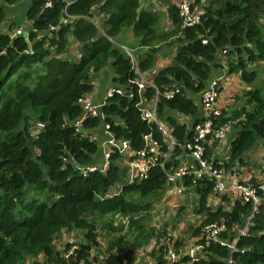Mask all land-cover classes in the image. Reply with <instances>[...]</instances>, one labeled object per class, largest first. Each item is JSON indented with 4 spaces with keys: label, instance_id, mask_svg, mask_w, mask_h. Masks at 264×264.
I'll return each instance as SVG.
<instances>
[{
    "label": "trees",
    "instance_id": "16d2710c",
    "mask_svg": "<svg viewBox=\"0 0 264 264\" xmlns=\"http://www.w3.org/2000/svg\"><path fill=\"white\" fill-rule=\"evenodd\" d=\"M19 1L0 6V24ZM179 1L55 0L47 6V0H29L24 21L30 23L25 26L30 43L13 34L20 22L0 32V264H137L138 259L144 264H264V203L232 251L223 243L237 235L253 207L242 197L214 190L213 178L182 179L195 193L194 214L202 217L195 229L188 223L185 240L167 232V226L176 228L175 221L154 226L147 220L155 199L169 187L161 165L132 180L130 166L115 151L104 171L86 170L97 163L100 149L85 132L96 129L101 118L86 117L81 133L74 123L84 113L81 99L94 89L93 74L110 61L113 80L125 91L108 97L101 111L111 133L128 140L132 150L142 149L144 136L152 133L161 151L168 152L158 125L143 119L138 105L140 95L150 101L158 90L157 115L177 141L166 168L179 166L180 146L202 121L196 97L213 71L223 67L239 75L246 88L214 121L215 127L235 121L228 157L215 154L220 141L209 135L204 158L232 173L236 161L243 164L255 148L264 149V0H194L191 8L200 13L194 25H185ZM158 3L166 9L160 11ZM125 28L145 48L135 53L141 73L154 66L162 47L176 46L171 64L153 75L157 89L138 92L139 75L113 40ZM71 39L78 58L70 52ZM171 90L178 91L167 98ZM181 116L194 121L190 125ZM258 180L253 177L250 184ZM120 183V191L112 192ZM212 198L221 202L214 205ZM211 224L225 227L216 240L205 231ZM64 232H80L83 240L59 248ZM193 239L199 246L194 258L188 253ZM172 252L176 259L171 261Z\"/></svg>",
    "mask_w": 264,
    "mask_h": 264
},
{
    "label": "built area",
    "instance_id": "2783aa9c",
    "mask_svg": "<svg viewBox=\"0 0 264 264\" xmlns=\"http://www.w3.org/2000/svg\"><path fill=\"white\" fill-rule=\"evenodd\" d=\"M54 1L55 0H47L46 5L52 6ZM192 3L193 0H180L178 2L181 14L184 17L185 25H194L200 21V13H195L192 10ZM16 33L22 34L23 31L22 29H18ZM121 46L127 52L135 68V71L139 75L134 82V84L138 86V92L142 93L148 87L157 89L153 77H149L147 73L140 72L135 51L129 49L126 46ZM221 81L222 77L219 79H214L201 93L200 116H202V121L194 124L193 138L185 141L180 146L183 149V153L177 158L182 159L184 157L187 159V157H191L190 161H181V164L174 167L173 169L166 168V163L170 160V155L174 151L177 141L173 135V129L165 122L161 121L157 115L159 96V91L157 90V96L152 98L150 101L140 95L138 105L140 107L142 106V118L149 122H155L158 125L159 130L162 132L164 142L168 145V152L163 153L161 151L162 144L154 138L152 133L146 134L144 136L145 145L142 149L137 151L132 150L130 142L125 139L116 138L115 135L111 133L109 124L105 123V128L109 134V138L99 145V153L102 155L104 161L102 165L92 164L86 170L95 171L97 169H101L104 171L109 165L112 153L118 151L121 155H123L127 164L130 166L132 180L135 178H146L153 167L161 165L167 175L168 184L172 183V186L168 188V192L176 196H181L184 189H187L181 184L182 179L187 175H190L195 179H200L203 176H209L213 178L215 180L214 190L224 194H237L245 201L250 202L253 207L250 216L237 228L239 233L235 236L234 242L230 243V240H225L223 243L227 245L232 251H234L236 250L235 243L240 239L241 236L247 235L251 219H253L254 215L258 212L259 205L264 203L263 196L259 194L260 190L264 192V156L262 158L263 162L260 171H258L255 176L249 175L246 177V180L242 179L240 176L238 177L235 173L228 172L223 166L215 167L211 162L204 158L206 146L205 143L208 141V136H212L213 140L217 139L222 141L231 131L232 124L235 123V121H229L223 125L215 127L214 121L221 116L223 110V105H219L221 97L220 93L222 89ZM124 91L125 90L121 87H114L108 93V97L112 96L114 93H123ZM176 91H167L165 96L167 98H171ZM129 96L132 97V94L130 93ZM81 103L84 107L83 116L74 123L79 133H81L80 131H84L82 129V125L86 117L91 116L100 117L103 120L105 119V115L102 113L99 106L92 104L85 98L81 99ZM147 104L150 105L152 109L146 107ZM85 133L89 135L92 140H97V136L94 134H89L87 132ZM253 177H257L259 179L258 181L260 183L258 186L250 184ZM224 228V224H211L205 227V231L208 234V238L216 240L218 233ZM198 248L199 246L196 245L189 248L188 253L192 258L196 256ZM169 259L171 261L176 259V255L172 252Z\"/></svg>",
    "mask_w": 264,
    "mask_h": 264
},
{
    "label": "crops",
    "instance_id": "0c3cea01",
    "mask_svg": "<svg viewBox=\"0 0 264 264\" xmlns=\"http://www.w3.org/2000/svg\"><path fill=\"white\" fill-rule=\"evenodd\" d=\"M6 0H0V6L5 4ZM176 2V0H175ZM29 0H21L19 2L13 3L11 4V6L9 7V14L6 18L5 21H3L0 24V32L1 33H7L10 30L11 24L13 22H15L17 20L18 17V13H23V17L24 18V13L25 10L28 6ZM20 24H22V26L20 27V29H22V31H26V28L24 26V24L30 25L29 22H20ZM17 31V30H16ZM16 31L13 32L14 35H18L16 33ZM113 39V38H112ZM111 39V40H112ZM122 39V40H120ZM117 42H121L120 45L126 46L129 49H132L135 51V53L137 54V52L142 53L143 50H145V48H139L138 42L139 39H137L131 28H125V30L117 37H115V39H113ZM72 48H76V51H73V56H75L76 58L79 57V49H78V45L77 43L74 42V39H71V45ZM176 53V46H172V47H162V51L160 52V55L157 58L156 63L154 64V66L149 69L146 73L148 74V76L153 77V75H155L161 68L171 64L173 57ZM219 69V70H218ZM216 70L213 71L211 78L208 82V84L213 81L214 79H219L220 77H222V81H221V93L220 96L223 92V95L220 97V103L219 105H223V107L226 106H231L234 101H235V97H237L238 94H240L242 92V90L244 88H246V85L244 84V82L241 81L239 75H229L226 72V67L223 68H218ZM114 68H113V64L112 61H110L103 69H101L98 72H95L93 74V84H94V89L93 91H91L90 93H88L84 98L91 102L92 104L99 106L100 109L101 107L106 103L107 97H108V93L114 88V87H118L117 84L114 82ZM235 76L237 79L231 80V78H235L232 77ZM240 82L242 84H240ZM238 85V89H236V96L234 98H232L231 100H233L231 102V104L229 105H225L227 104L226 100L229 96V90L232 88V86H236ZM200 96L199 95V99L198 97H196L197 103L200 105ZM150 109H152V107L149 105ZM180 119H182L183 122H189V124L191 125L194 121V119L190 116H181ZM89 134H94L95 136H97V139H99V145L104 142L106 139L109 138V134L105 128V121L103 119H101V123L100 125L89 132ZM228 136V135H227ZM231 140H227V137L219 142L218 147L216 148L215 154L220 155L219 153L222 152L224 150L225 153V158L228 157L227 152H229V148H230V143ZM212 142H208V145H211ZM259 147V146H258ZM257 147V148H258ZM259 150L262 151L261 155L259 156H264V149H262L261 147L258 148ZM99 155V156H98ZM97 156V163H92L95 165H102L104 159L102 157V155L98 154ZM191 157H187L186 158H182L181 161H190ZM263 162V160H262ZM216 198V197H215ZM212 198L210 200V203H213L214 205L218 204L221 202V199L217 198ZM174 215V213H172Z\"/></svg>",
    "mask_w": 264,
    "mask_h": 264
},
{
    "label": "rangeland",
    "instance_id": "374dc122",
    "mask_svg": "<svg viewBox=\"0 0 264 264\" xmlns=\"http://www.w3.org/2000/svg\"><path fill=\"white\" fill-rule=\"evenodd\" d=\"M194 2V0H193ZM159 9L160 11H164L166 9V4H159ZM23 17V13H18V17H17V22H23L24 18ZM26 22V21H24ZM22 26V24H20ZM27 24H24V26H26ZM122 40V39H120ZM119 43H121L119 41ZM73 51H76V48H71L70 52L71 54H73ZM74 55V54H73ZM160 55V54H159ZM158 55V56H159ZM226 66V65H225ZM228 73L227 69L226 72ZM230 75V74H229ZM235 75V74H232ZM235 77V76H232ZM261 80L264 79V74L261 75ZM237 79L235 78H231V80ZM240 84H242L240 82ZM236 89H238V85L236 86H232V88L229 90V96L226 100L227 104L225 105H229L231 104V102L233 100H231L232 98H234L236 96ZM224 92V91H223ZM223 92L221 94V96L223 95ZM239 106L241 105V101H238L237 103ZM146 107L150 108L149 105L147 104ZM228 135V136H227ZM227 140H231L234 135H235V130L232 129L231 132H229L227 134ZM97 141H99V139H97ZM262 151L259 150L258 148H255L249 155H247L245 157V161L243 164L239 163V162H235V164L233 165V167H231L232 173L237 174V176L241 177L242 179L246 180V177H248L249 175H253L255 176L257 174L258 171H260V167L262 166V156L261 155ZM220 155H225L224 150L222 152L219 153ZM226 170L228 171L229 169L226 168ZM229 172V171H228ZM258 177V176H257ZM259 181L255 182V186L259 185ZM122 187V183H120L119 185H117V187H113L112 192H119L120 188ZM187 189H184V191L182 192L181 196H176L173 195L171 193L167 191L164 192L163 196L162 194L155 199L154 201V209L152 211V217L148 218L147 220L150 221V223H152V225L154 226H160L163 224L164 221H168V222H173L175 221L176 228H174V226H167V232L170 233V235H173L176 238H182L186 240L187 235H184V232L187 230L188 228V223L189 225H191L192 228L195 229V227L197 228L201 223H202V217H198V215L195 213L194 214V206L196 204V197H195V193L193 191H190ZM166 195V196H165ZM168 195V197H167ZM232 198H239V195L237 194H229ZM180 207H185L184 208V213L183 215L180 217H177V211L180 209ZM172 213H176L175 215H173ZM120 218H116V222L120 221ZM157 224V225H155ZM195 225V226H194ZM239 233V230L237 229V234ZM191 236V235H190ZM234 235L232 238H230V243L234 242L235 239ZM102 239V238H100ZM83 240V237L81 235L80 232H64L63 234H61V236L58 238V245L59 248H62L65 246L67 241H81ZM196 243V240L193 239L192 241H189V247H193ZM105 244L106 242L103 241L102 242V247L105 248ZM236 244V243H235ZM143 252V254H141V258H145V253L146 251H141ZM195 253V251H194ZM137 264H144L142 263L139 259H138V263ZM150 264V263H147Z\"/></svg>",
    "mask_w": 264,
    "mask_h": 264
},
{
    "label": "water",
    "instance_id": "95a60500",
    "mask_svg": "<svg viewBox=\"0 0 264 264\" xmlns=\"http://www.w3.org/2000/svg\"><path fill=\"white\" fill-rule=\"evenodd\" d=\"M22 34H23L24 38L29 42V33H28V31H23ZM169 185H172V183H169Z\"/></svg>",
    "mask_w": 264,
    "mask_h": 264
},
{
    "label": "clouds",
    "instance_id": "9594fccd",
    "mask_svg": "<svg viewBox=\"0 0 264 264\" xmlns=\"http://www.w3.org/2000/svg\"><path fill=\"white\" fill-rule=\"evenodd\" d=\"M168 185H169V184H168ZM171 186H172V185H169V187H171ZM169 187H168V188H169ZM168 188H167V190H168ZM167 197H168V195H167Z\"/></svg>",
    "mask_w": 264,
    "mask_h": 264
}]
</instances>
